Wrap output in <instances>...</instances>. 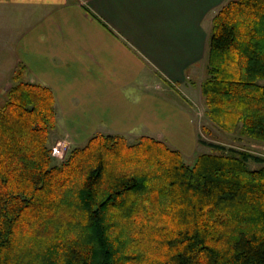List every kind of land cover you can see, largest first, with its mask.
Instances as JSON below:
<instances>
[{
  "label": "trees",
  "instance_id": "trees-1",
  "mask_svg": "<svg viewBox=\"0 0 264 264\" xmlns=\"http://www.w3.org/2000/svg\"><path fill=\"white\" fill-rule=\"evenodd\" d=\"M205 65L209 117L264 142V0L217 12ZM20 68L0 107V264H264V157L199 141L218 153L190 166L96 134L53 166L54 92Z\"/></svg>",
  "mask_w": 264,
  "mask_h": 264
},
{
  "label": "crops",
  "instance_id": "crops-1",
  "mask_svg": "<svg viewBox=\"0 0 264 264\" xmlns=\"http://www.w3.org/2000/svg\"><path fill=\"white\" fill-rule=\"evenodd\" d=\"M228 1L0 0V77L25 67L27 82L54 92L57 126L77 127L81 139L102 127L142 136L145 124L171 121L166 89L188 86L206 63L213 15ZM25 12L35 17L22 35Z\"/></svg>",
  "mask_w": 264,
  "mask_h": 264
},
{
  "label": "rangeland",
  "instance_id": "rangeland-1",
  "mask_svg": "<svg viewBox=\"0 0 264 264\" xmlns=\"http://www.w3.org/2000/svg\"><path fill=\"white\" fill-rule=\"evenodd\" d=\"M27 14L28 13L25 12L21 16L20 24L22 35L27 32L25 28L30 26V23L32 25L34 22V14ZM214 16L215 14L213 18ZM10 36L12 35L10 34ZM1 55H3L2 51H0V58ZM6 64L7 63H5V65ZM3 65L4 62L0 60V68L5 69ZM22 70L21 68L16 69L18 73L20 71L22 72ZM4 72V70L1 71L2 75ZM194 72L193 76L189 79V83H187V88L182 85L183 87H179L180 91L175 92L166 89V98L171 101L169 102L171 104L166 106V112L171 116L168 119L171 121L161 122L163 124L165 123V128H162L160 124V126H156L157 129H151L149 125L145 124V135L139 136L137 132L122 135H124L130 143H135L143 137H151L163 142L171 149L180 151L185 163L190 166H194L201 155H214L218 153L210 147L200 144L199 141L214 143L226 149H234L236 151L248 152L264 157V142L250 138L242 132L240 127L232 131L225 130L209 117V109L202 93V84L207 78L206 65L201 64ZM14 73L8 79L3 78V76L0 77V107H2L8 99V92L14 84L12 81ZM22 79L24 82H27L26 80H32L30 77L26 76L25 71ZM159 96H165V94L161 91ZM179 107H182L181 109L191 116L192 121H180L177 118L180 112ZM159 109L165 110V107L160 104ZM77 129V127L69 128L62 119L58 121V126L51 132L49 140V147L53 150V166L64 163L69 158L73 148L83 146L88 142L87 137L80 138L83 136H81L82 134L80 132H77ZM85 129L86 133L92 132L88 127ZM113 131H115V129L102 127L101 131L98 132H104V135H110L114 133ZM91 135L92 133L90 136Z\"/></svg>",
  "mask_w": 264,
  "mask_h": 264
}]
</instances>
